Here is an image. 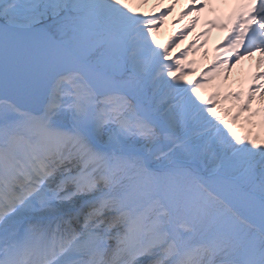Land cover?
Wrapping results in <instances>:
<instances>
[{"label":"snow or ice","instance_id":"obj_1","mask_svg":"<svg viewBox=\"0 0 264 264\" xmlns=\"http://www.w3.org/2000/svg\"><path fill=\"white\" fill-rule=\"evenodd\" d=\"M147 2L0 0V264H264V73L203 92L264 57V0L195 81Z\"/></svg>","mask_w":264,"mask_h":264},{"label":"bare ground","instance_id":"obj_2","mask_svg":"<svg viewBox=\"0 0 264 264\" xmlns=\"http://www.w3.org/2000/svg\"><path fill=\"white\" fill-rule=\"evenodd\" d=\"M233 1L207 0V6L202 11H196L195 8H199L204 0H200L199 4L194 3V0H148L146 4L137 3L136 7L138 13H147L152 16L159 15L174 5L156 35L160 44H169L180 37L182 33L185 34L186 38L179 41V46L173 52V57H179L182 52H187V55L191 54L196 58L195 64L199 72L187 77L188 80L193 81L210 69L216 71L214 65H217L220 60H228L229 63H232L233 56L225 51L224 32L211 30V26L204 23L207 17H211L212 11L218 10L219 7L229 10L234 5ZM193 21H196L194 25ZM260 60H264V57L255 54L231 68L221 65L218 74L207 83L206 87L214 90L221 87L225 96L229 93L235 94L243 91L246 99L248 89L255 87L257 83L253 77L264 73V64L257 66V62ZM259 83H264V81ZM260 103L261 100L257 94L252 102V108L254 110L264 109ZM221 104L225 108L229 105L228 108H231L233 113L240 106L235 96L230 100H221ZM243 119L244 116H241V121Z\"/></svg>","mask_w":264,"mask_h":264},{"label":"rangeland","instance_id":"obj_3","mask_svg":"<svg viewBox=\"0 0 264 264\" xmlns=\"http://www.w3.org/2000/svg\"><path fill=\"white\" fill-rule=\"evenodd\" d=\"M219 12V11H218ZM218 16H220V14H216V13H213L212 12V14H211V17H207L206 18V21H205V23L204 24H206V25H210L211 26V24L209 23L210 21H215V22H219V23H222L221 21H225V19H227L228 20V16L226 17V15H222V17L220 16V19L218 18ZM213 29H215V30H217V31H224L221 27H219V26H217V27H212L211 26V30H213ZM224 29H226V28H224ZM227 42V41H226ZM212 48H213V44H212ZM195 61H196V58L195 57H193V56H191V54H189V55H187V58H186V60H185V65H188V64H191V69L192 70H194V72L196 73V72H199V69H198V67H197V65L195 64ZM198 79H200V78H198ZM197 79V80H198ZM196 80V79H195ZM195 80H193V81H195ZM216 91H219L220 92V98H221V100H224L223 98L225 97V94L223 93V90H221V87L220 88H218V89H210L209 87H205L204 89H203V92H204V95L206 96V97H208V96H210L211 94H213L214 92H216ZM238 104H239V102H238ZM261 104V106H262V108L264 107V102H261L260 103ZM229 107V105H227V108ZM246 116V115H245Z\"/></svg>","mask_w":264,"mask_h":264}]
</instances>
